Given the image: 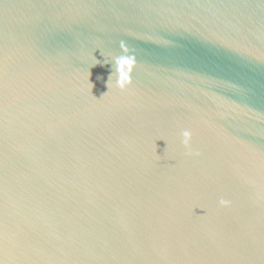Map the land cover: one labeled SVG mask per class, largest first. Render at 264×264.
Wrapping results in <instances>:
<instances>
[{
	"label": "water",
	"instance_id": "obj_1",
	"mask_svg": "<svg viewBox=\"0 0 264 264\" xmlns=\"http://www.w3.org/2000/svg\"><path fill=\"white\" fill-rule=\"evenodd\" d=\"M0 264H264V0H0Z\"/></svg>",
	"mask_w": 264,
	"mask_h": 264
},
{
	"label": "clouds",
	"instance_id": "obj_2",
	"mask_svg": "<svg viewBox=\"0 0 264 264\" xmlns=\"http://www.w3.org/2000/svg\"><path fill=\"white\" fill-rule=\"evenodd\" d=\"M116 63L119 68L118 72V79L116 80L115 86L123 90L126 85L130 82L128 77L125 75V72L127 71L128 73H131L132 68H133V59L131 57H126V56H119L116 57ZM110 84L108 85V87ZM190 132L187 130H184L181 132V143H183L185 146H188L189 144V137H190ZM221 204L226 203L225 201L221 200Z\"/></svg>",
	"mask_w": 264,
	"mask_h": 264
}]
</instances>
